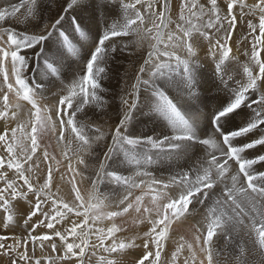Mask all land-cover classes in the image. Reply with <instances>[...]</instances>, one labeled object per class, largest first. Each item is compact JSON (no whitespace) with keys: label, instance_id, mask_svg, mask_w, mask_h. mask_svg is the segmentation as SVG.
<instances>
[{"label":"snow or ice","instance_id":"6c2138e0","mask_svg":"<svg viewBox=\"0 0 264 264\" xmlns=\"http://www.w3.org/2000/svg\"><path fill=\"white\" fill-rule=\"evenodd\" d=\"M0 264H264V0H0Z\"/></svg>","mask_w":264,"mask_h":264},{"label":"rangeland","instance_id":"374dc122","mask_svg":"<svg viewBox=\"0 0 264 264\" xmlns=\"http://www.w3.org/2000/svg\"><path fill=\"white\" fill-rule=\"evenodd\" d=\"M11 2H12V3H17V2H19V0H11ZM78 15H80V16L84 19L85 23H87V24L93 29V31L96 30V28H97L96 17L93 15L91 9L81 11L80 13H78ZM100 26L102 27V21H101V25H100ZM18 30H19V29H18ZM238 31H239V33L241 34V32H242L243 30H242L241 28L238 27ZM240 31H241V32H240ZM123 63L127 64V61L125 60V61H123ZM116 85H117V81H116V80H113L112 83H111V85H109V87H111L114 91H118V88L116 87ZM223 98H224V97H223V93H216V92H213V93H211V94L208 96V101L210 102V104L215 105V104H218V103L222 102ZM116 103H118V99H117ZM113 114H114V115H113ZM112 116H113V120H115V111H114V110H112ZM113 120H112V122L114 123ZM155 175H156L157 177H160V176H167L168 173H167V172H162V171H156V172H155ZM101 191H102L103 193H105V194L108 193V189L105 188L104 186L101 187ZM21 224H22V221H21ZM127 224H128V225H131V220H130V218L127 219ZM189 226H190L189 224L178 225V226H176V228H177V231H178L179 233L183 234V233H185V232L188 231ZM141 227H142V226H141ZM179 227H180V228H179ZM181 227H182V228H181ZM178 228H179L180 230H179ZM184 229H185V230H184Z\"/></svg>","mask_w":264,"mask_h":264},{"label":"bare ground","instance_id":"6f19581e","mask_svg":"<svg viewBox=\"0 0 264 264\" xmlns=\"http://www.w3.org/2000/svg\"><path fill=\"white\" fill-rule=\"evenodd\" d=\"M241 23H243L242 21H241ZM241 32V31H240ZM240 35V33H239V31L237 30V33H236V36H239ZM234 39H235V37H234ZM206 43V42H205ZM236 46H239V41L237 40L236 41ZM234 52H235V48H234ZM200 55H201V60H202V62H205V61H207L209 58L205 55V53H204V51H201L200 52ZM241 59H243V57H241ZM204 66L205 67H208V65L205 63L204 64ZM114 115V114H113ZM114 122H115V120H113ZM180 228V227H179ZM178 228V229H179ZM182 228V227H181ZM180 230V229H179ZM185 230V229H184Z\"/></svg>","mask_w":264,"mask_h":264}]
</instances>
